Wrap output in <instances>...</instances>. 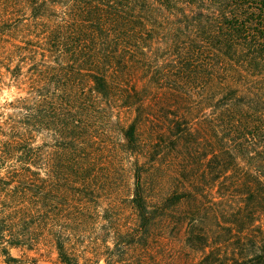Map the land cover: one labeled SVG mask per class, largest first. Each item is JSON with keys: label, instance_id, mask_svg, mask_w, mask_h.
I'll return each instance as SVG.
<instances>
[{"label": "trees", "instance_id": "trees-1", "mask_svg": "<svg viewBox=\"0 0 264 264\" xmlns=\"http://www.w3.org/2000/svg\"><path fill=\"white\" fill-rule=\"evenodd\" d=\"M8 88L1 253L264 264V0H0Z\"/></svg>", "mask_w": 264, "mask_h": 264}, {"label": "rangeland", "instance_id": "rangeland-1", "mask_svg": "<svg viewBox=\"0 0 264 264\" xmlns=\"http://www.w3.org/2000/svg\"><path fill=\"white\" fill-rule=\"evenodd\" d=\"M14 88H8L2 90L0 92V101L2 102L6 98H11L13 94H15ZM7 246V244H5ZM9 254L11 258L7 257L3 253L0 252V264H62L58 261L56 252L51 245V243L40 244L35 249H29L26 247H13L8 248ZM86 257L91 258V261L87 264H104V257L96 255H85ZM169 259V256L164 258H160L159 263L155 262L154 258H150L146 264H165V261ZM83 259L81 258L79 263H81ZM168 264H181V260L179 258H175L171 263V259Z\"/></svg>", "mask_w": 264, "mask_h": 264}]
</instances>
